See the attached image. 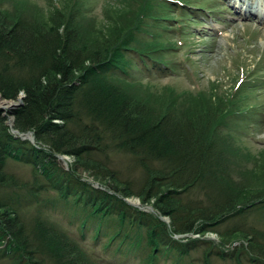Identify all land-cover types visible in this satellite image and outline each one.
I'll return each instance as SVG.
<instances>
[{
    "label": "trees",
    "instance_id": "obj_1",
    "mask_svg": "<svg viewBox=\"0 0 264 264\" xmlns=\"http://www.w3.org/2000/svg\"><path fill=\"white\" fill-rule=\"evenodd\" d=\"M85 1L90 0H69V14L57 10L48 19L35 4L0 0V97L23 94L7 113L0 108V258L9 264H102L43 214L25 221L24 205L33 198L45 203L37 197L51 190L50 201L76 216L82 240L90 230L96 243L107 237L105 254L130 256L135 264H190L184 258L206 243L205 264L210 254L242 264L246 253L264 264V230L233 224L219 231L218 244L190 235L217 232L251 206L264 207V180L254 170L236 172L241 165L230 153H241L240 137L260 122L263 101L250 98L264 89L263 72L248 67L249 74L242 73L217 104H181L177 112L167 104L151 105L133 92L173 102L183 92L202 97L197 84L181 91L175 83L157 81L153 71H176L171 55L187 49L186 31L173 12L189 14L185 5L202 6L188 0H114L123 17L88 37L85 22L92 13ZM27 131L33 140L19 134ZM113 153L130 157L139 170L137 189L135 179L120 177L107 161ZM60 154L71 156L65 166ZM9 159L29 164L35 179L27 183L15 176ZM194 188L203 196L183 200ZM133 194L152 209L129 203L125 197ZM236 240L242 243L223 249Z\"/></svg>",
    "mask_w": 264,
    "mask_h": 264
},
{
    "label": "rangeland",
    "instance_id": "obj_2",
    "mask_svg": "<svg viewBox=\"0 0 264 264\" xmlns=\"http://www.w3.org/2000/svg\"><path fill=\"white\" fill-rule=\"evenodd\" d=\"M29 4H35L40 9L36 12L43 17L51 19L55 17L58 11L69 14L68 10L71 8L69 0H24ZM194 5L203 6L202 8H192L184 6L185 11L189 14L179 13L175 10L174 17L181 20L183 29L186 31L187 49L184 54L176 55L171 59L176 63V71L157 72L155 69V79L160 82H172L178 85L179 89H187L195 83L202 89V97L192 95V92H183V95L173 102L172 99H157L155 96L148 97L142 91L133 92L141 98H146L151 105L161 107L163 104L170 106L168 111L174 112L175 109H181V104L188 107L191 104L204 105L206 102L214 101L216 104L220 102L221 96H226V93L231 91V87L237 85V80L242 73L249 74L248 67L253 65L259 68V71L264 75V0H188ZM254 1V2H252ZM89 5V11L92 13L88 15L90 22H85L86 29L89 31L88 37H96L100 30L105 32L112 26L113 21H117L123 17V9L116 5L114 0H90L85 1ZM257 2V3H256ZM239 4V5H238ZM52 5V6H51ZM254 8L255 11L248 13L249 8ZM51 13L48 16V13ZM184 17V18H183ZM175 20V22L177 21ZM173 23L174 20H169ZM91 24V25H90ZM169 30H172L170 26ZM179 28H177L178 30ZM84 36V35H83ZM96 39V38H94ZM261 68V69H260ZM164 74L159 77V74ZM264 84V83H261ZM180 91V90H179ZM260 95L251 97L250 100L263 101L259 105L261 118L258 124H252L247 131L240 137L239 143L241 153L230 152L233 155L232 162L241 165L237 167L236 172L245 173L248 170H254V177L262 178L264 180V89L258 91ZM22 92L16 98H2L0 97V108L2 112L10 110L22 101ZM21 97V100L18 98ZM20 101V102H19ZM19 102V103H18ZM18 103V104H17ZM182 107V106H181ZM183 108V107H182ZM177 112V110H175ZM13 119L9 115L7 121ZM250 119V118H249ZM252 118L250 120H255ZM32 135V133H31ZM61 163L65 166L67 161L71 160L68 154H60ZM107 161L118 170L120 177L135 179L134 189L138 188L139 170L133 167L130 157L119 153H113ZM7 168L11 170L15 176L26 181L32 182L33 171L29 164L14 161L9 159ZM88 179L90 175L84 174ZM252 176L248 177L251 178ZM96 186L99 184L93 182ZM101 186V185H99ZM104 187V186H101ZM194 188L188 193L182 194V199L187 197H201V192ZM55 195L51 190L49 192H41L37 197L38 200L46 201L45 203L36 204L34 199L29 205H24L23 216L25 221L30 220L32 214L39 212L43 214L48 221L57 224L65 230L72 238L82 243L88 250L92 251L97 257L102 258V264H135V258L126 257L125 255L118 256L114 252L105 254V249L102 243L107 239L106 236L101 235L99 241L96 243L90 235L92 230L87 234V237L82 240L78 231L76 217L71 210L63 203L53 204L50 199ZM203 196V195H202ZM125 199L129 203H138L141 200L137 195L126 196ZM139 204L143 209L151 210L152 206L149 204ZM163 220L168 223V215H162ZM29 222V221H28ZM233 224L240 225L239 228H258L264 230V207H252L243 211L240 215L230 218L229 221L220 225L218 231H208L202 236L190 234L192 237L212 240L215 244L220 241L219 231L226 230ZM179 237V236H177ZM240 240L232 241L223 245V249L230 251L240 245ZM244 244H246L244 242ZM215 249V247H213ZM114 248H110L113 250ZM210 248L206 243L198 244L194 249H191L184 261L190 264H205L204 255ZM212 250V249H211ZM246 253V257L242 256L240 261L242 264H258L250 260L251 255ZM161 260V259H160ZM209 264H237L235 258L218 257L214 254L208 256ZM0 264H9L5 258H0ZM159 264H173L171 259L166 261L161 260Z\"/></svg>",
    "mask_w": 264,
    "mask_h": 264
},
{
    "label": "water",
    "instance_id": "obj_3",
    "mask_svg": "<svg viewBox=\"0 0 264 264\" xmlns=\"http://www.w3.org/2000/svg\"><path fill=\"white\" fill-rule=\"evenodd\" d=\"M18 100H21V97H19ZM19 102H20V101H19ZM19 102H18V103H19ZM18 103H17V104H18ZM7 123H8L9 125H12V119H9V120L7 121ZM12 131H14L15 133H18V131H17L16 129H14V128H12ZM19 134H21V136H22L23 138H29V139L33 140V136L31 135V131H27V132H25V133H21V132H19Z\"/></svg>",
    "mask_w": 264,
    "mask_h": 264
},
{
    "label": "bare ground",
    "instance_id": "obj_4",
    "mask_svg": "<svg viewBox=\"0 0 264 264\" xmlns=\"http://www.w3.org/2000/svg\"><path fill=\"white\" fill-rule=\"evenodd\" d=\"M252 2H254V1H252ZM257 3V2H256ZM255 11V9L252 7V8H249L248 9V13H251V12H254ZM132 204H134V205H136L137 207H140V208H142L141 206H139V204H141V202L139 201L138 203H134V202H132ZM144 204H148V203H144ZM143 205V204H142ZM150 205V204H149ZM143 209V208H142Z\"/></svg>",
    "mask_w": 264,
    "mask_h": 264
}]
</instances>
